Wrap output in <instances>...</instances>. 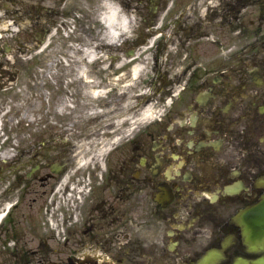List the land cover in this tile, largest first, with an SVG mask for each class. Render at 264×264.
<instances>
[{
    "label": "flooded vegetation",
    "instance_id": "1",
    "mask_svg": "<svg viewBox=\"0 0 264 264\" xmlns=\"http://www.w3.org/2000/svg\"><path fill=\"white\" fill-rule=\"evenodd\" d=\"M105 1L0 0L1 87L32 62L36 106L73 107L38 114L3 153L0 264H264V0H113L126 31L79 72L81 57L57 48L74 15L86 32ZM144 44L148 83L131 72L145 56L127 55ZM94 88L129 123L159 95L161 117L114 138L84 132Z\"/></svg>",
    "mask_w": 264,
    "mask_h": 264
},
{
    "label": "rangeland",
    "instance_id": "2",
    "mask_svg": "<svg viewBox=\"0 0 264 264\" xmlns=\"http://www.w3.org/2000/svg\"><path fill=\"white\" fill-rule=\"evenodd\" d=\"M109 40L106 38L105 41H109ZM141 50L143 51L141 55L147 54V51H144V48ZM44 55L49 56L51 55V53L48 50H46ZM84 65L85 64L83 62L79 64L78 66L79 70ZM145 71L147 72V69ZM32 100H33L32 93L26 91L24 95L20 94L15 101H10V99H8L9 102L7 107L5 109L0 110V153L1 154L3 152H14V150H10L12 146L19 147L22 144H26L23 141L25 140V137L34 135V127L32 126V124L35 121L36 115H35V109L33 108ZM153 103H155V100L153 101ZM100 111L102 112V109ZM107 113L112 114L113 111H108ZM98 114H99L98 110L90 109L85 113L83 119L95 122L102 118L101 116H98ZM59 115H62V118H66L70 114L68 111H61L59 112ZM153 119H156V117L153 116ZM27 123H29L30 125H27ZM88 129H90V126L86 125L81 130H83L84 132H88ZM63 130L65 129L63 128Z\"/></svg>",
    "mask_w": 264,
    "mask_h": 264
},
{
    "label": "bare ground",
    "instance_id": "3",
    "mask_svg": "<svg viewBox=\"0 0 264 264\" xmlns=\"http://www.w3.org/2000/svg\"><path fill=\"white\" fill-rule=\"evenodd\" d=\"M108 13L107 15L104 17V21L107 25V30L111 36V38L113 39H117L118 37V32L116 31L115 27H114V23L116 20V12L115 9H112L111 6H108ZM143 71V66L137 64L134 69H133V73L135 76H138L141 72ZM103 96V92H100L98 97Z\"/></svg>",
    "mask_w": 264,
    "mask_h": 264
}]
</instances>
